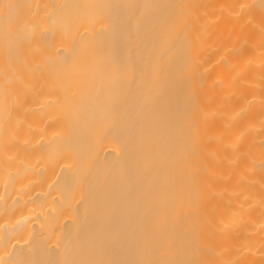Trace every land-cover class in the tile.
<instances>
[{"label": "bare ground", "instance_id": "6f19581e", "mask_svg": "<svg viewBox=\"0 0 264 264\" xmlns=\"http://www.w3.org/2000/svg\"><path fill=\"white\" fill-rule=\"evenodd\" d=\"M0 264H264V0H0Z\"/></svg>", "mask_w": 264, "mask_h": 264}]
</instances>
